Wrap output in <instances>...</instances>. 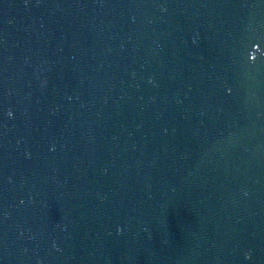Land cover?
<instances>
[{
  "label": "water",
  "instance_id": "water-1",
  "mask_svg": "<svg viewBox=\"0 0 264 264\" xmlns=\"http://www.w3.org/2000/svg\"><path fill=\"white\" fill-rule=\"evenodd\" d=\"M0 264H264V0H0Z\"/></svg>",
  "mask_w": 264,
  "mask_h": 264
}]
</instances>
